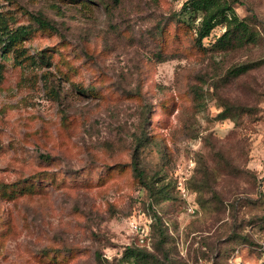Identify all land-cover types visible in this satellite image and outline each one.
Wrapping results in <instances>:
<instances>
[{"label": "rangeland", "instance_id": "obj_1", "mask_svg": "<svg viewBox=\"0 0 264 264\" xmlns=\"http://www.w3.org/2000/svg\"><path fill=\"white\" fill-rule=\"evenodd\" d=\"M185 1L0 0L49 62L0 40V264H134L147 215L141 264H264V0H228L257 35L226 52Z\"/></svg>", "mask_w": 264, "mask_h": 264}, {"label": "trees", "instance_id": "obj_2", "mask_svg": "<svg viewBox=\"0 0 264 264\" xmlns=\"http://www.w3.org/2000/svg\"><path fill=\"white\" fill-rule=\"evenodd\" d=\"M176 17L180 19L179 21H182L186 32L192 34L195 48L199 50H205L203 40L207 39L217 27H222L223 32L210 45L216 51L226 52L256 42L257 32L251 28L245 19L238 16L233 5L228 0H186L183 2ZM33 21L39 30L56 31L54 25L45 20L41 15H34ZM195 22L197 23L195 24ZM0 24H2L1 19ZM6 28V26L2 29L0 28V31L4 29L1 35H5L4 38H0L3 49L11 52L15 62L21 68L36 64L43 65L44 63L45 65H49L48 58L44 55L34 58L26 53L23 41L31 33L30 28L20 27L13 31ZM246 69L245 66L234 68L232 74L234 76L239 75L245 72ZM132 170L138 179L143 178V171L139 168L137 162L132 163ZM150 189L153 190L152 194L157 197L156 204L170 200L163 187L155 190L150 187ZM148 217L151 223L149 233L150 244L138 243V248L133 250L129 248L130 250L127 249L124 252V259H131V262L134 264L146 262V250L150 249L152 245L151 226L154 218L147 215Z\"/></svg>", "mask_w": 264, "mask_h": 264}, {"label": "built area", "instance_id": "obj_3", "mask_svg": "<svg viewBox=\"0 0 264 264\" xmlns=\"http://www.w3.org/2000/svg\"><path fill=\"white\" fill-rule=\"evenodd\" d=\"M133 229L136 232L138 236V242L139 244H146V241L148 240V232L147 229H142L141 226H138L137 224L133 225Z\"/></svg>", "mask_w": 264, "mask_h": 264}]
</instances>
